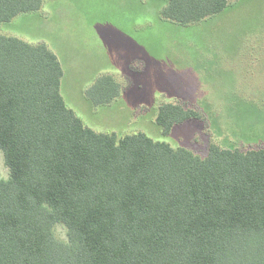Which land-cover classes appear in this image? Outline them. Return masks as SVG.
<instances>
[{
	"label": "trees",
	"instance_id": "16d2710c",
	"mask_svg": "<svg viewBox=\"0 0 264 264\" xmlns=\"http://www.w3.org/2000/svg\"><path fill=\"white\" fill-rule=\"evenodd\" d=\"M42 1L0 0V24ZM230 1L166 0L161 15L187 25ZM61 76L45 44L0 35V264H264V147L200 157L96 132L65 105ZM198 117L163 103L156 123L167 135Z\"/></svg>",
	"mask_w": 264,
	"mask_h": 264
},
{
	"label": "rangeland",
	"instance_id": "374dc122",
	"mask_svg": "<svg viewBox=\"0 0 264 264\" xmlns=\"http://www.w3.org/2000/svg\"><path fill=\"white\" fill-rule=\"evenodd\" d=\"M165 5L43 0L39 9L0 24V35L43 43L56 55L65 105L96 132L143 133L200 157L211 144L264 147V0H231L187 25L162 17ZM106 77L118 84L116 95L103 90ZM163 103H179L199 117L165 135L156 123ZM0 177H9L1 150ZM54 234L67 240L61 224Z\"/></svg>",
	"mask_w": 264,
	"mask_h": 264
}]
</instances>
